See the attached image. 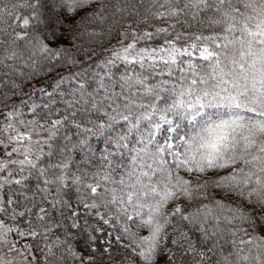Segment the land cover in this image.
I'll return each instance as SVG.
<instances>
[{
    "label": "snow or ice",
    "instance_id": "1",
    "mask_svg": "<svg viewBox=\"0 0 264 264\" xmlns=\"http://www.w3.org/2000/svg\"><path fill=\"white\" fill-rule=\"evenodd\" d=\"M0 264H264V0H0Z\"/></svg>",
    "mask_w": 264,
    "mask_h": 264
}]
</instances>
